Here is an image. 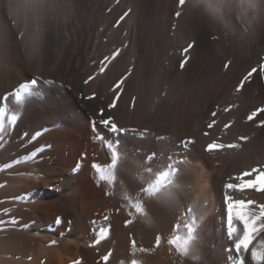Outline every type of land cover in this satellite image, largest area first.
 Masks as SVG:
<instances>
[{
    "label": "bare ground",
    "instance_id": "obj_1",
    "mask_svg": "<svg viewBox=\"0 0 264 264\" xmlns=\"http://www.w3.org/2000/svg\"><path fill=\"white\" fill-rule=\"evenodd\" d=\"M152 1L0 0V98L41 77L36 94L23 104L14 97L0 99L5 129L0 132V166L35 153L0 170V210L11 209L7 215L0 211L5 221L0 224V264H104L101 257L109 252L107 264L131 259L138 264H226L224 249L231 241L224 185L234 182L229 177L264 165V126L258 119L248 121L239 105L225 113L218 109L210 118L215 100L204 92L207 82L196 90L190 70L174 69L177 56L172 53L186 38L180 30L169 37L162 33ZM252 2L255 7L243 13L221 7L218 15L197 0H185L184 6L222 31L247 39L260 33L264 41V0ZM161 44L165 53L158 51ZM117 48L119 55L100 73V61ZM89 76L94 79L85 83ZM122 76L127 78L121 98L109 109L113 86ZM101 109L104 119L112 117L126 129L113 185L98 181L91 167L109 163L107 149L93 132L95 121L96 131L113 139L99 124ZM13 115L18 119L10 124ZM213 119L217 123L209 129ZM242 136L248 139H238ZM188 140L193 143L185 147L182 141ZM213 140L239 147L209 153L206 147ZM152 153L155 158L149 161ZM169 157L179 162L171 195L140 193L152 178L145 170L165 169ZM124 193L139 194L143 215L126 205ZM234 195L264 203V192ZM188 208L199 221L198 240L189 255L181 256L168 239L174 225L190 219ZM11 217L15 224L7 223ZM101 227L109 231L95 244ZM178 234H185L183 227Z\"/></svg>",
    "mask_w": 264,
    "mask_h": 264
},
{
    "label": "snow or ice",
    "instance_id": "obj_2",
    "mask_svg": "<svg viewBox=\"0 0 264 264\" xmlns=\"http://www.w3.org/2000/svg\"><path fill=\"white\" fill-rule=\"evenodd\" d=\"M202 7H204L207 11H209L213 15H218L220 13L221 7H228L230 10L239 9L241 13L246 11L249 8H254L255 4L252 0H238V3L235 0H231L228 4L223 3H213L212 0H197ZM185 5V0H178V6L183 8ZM125 16L127 13L124 14ZM181 15L180 11L176 12V16L179 17ZM124 16L120 17V20H123ZM119 23V22H117ZM126 47V45H125ZM193 47V44H189L186 48L181 50V59L179 63V67L183 69L185 64L189 59V50ZM120 53V49L117 48L115 51L111 53L110 56H105L100 61L99 72L103 73L107 68L108 64L112 62ZM230 62L224 65V68L227 69L229 67ZM128 72L131 73V69H128ZM264 73V63H261L258 67H253L245 77L241 80L240 84L237 87V91H239L243 86L245 81H249L254 74ZM126 76H122L113 86L114 97L113 100L109 103L108 108L112 109L116 107L117 101L121 98V93L123 89L121 85L124 83ZM94 79L93 76H89L85 83H88L90 80ZM36 85L37 80L32 79L30 81H26L20 83L19 86L9 94H6L5 97L0 99H8L9 97H14V100L17 104H23L25 98L31 97L36 94ZM93 97H89L92 99ZM135 102V98H133V105ZM225 112L229 111V108L224 109ZM104 109L100 110L101 119L99 124L103 126L109 133L112 134L113 139H106L102 134L96 131V122H93V132L95 134V139L100 141L103 146L107 149L109 155V163H92L91 167L95 171L98 181L105 182L108 185H113L116 181L115 170L118 166V161L121 158V153L118 151L120 147V136L126 131V129L118 126L117 123L114 122L112 117L107 119L103 118ZM260 114H264V107L257 108L252 111L248 116V121H254ZM211 116L215 118L217 116V112L213 111ZM18 115H13L10 124H15L17 122ZM217 121L213 119L207 127L212 129L216 125ZM259 126H264V119H260ZM225 128H228L229 125L225 124ZM4 127L0 124V132L4 131ZM26 135V134H25ZM37 133L32 137L33 140L38 136ZM205 136L208 135V132L204 133ZM240 140H247L248 137L242 136L239 137ZM185 147L188 144L193 143V141H182ZM238 144H224L217 143L216 140H213L206 147V151L209 153L215 150H222L225 148H238ZM35 153L31 154L26 158H18L9 163H6L0 166V170L13 168L16 164L22 162V159H31ZM155 153H152L147 159L150 161L155 158ZM169 164L165 169L153 172V170L149 167L145 171L151 174V180L145 184L141 189L140 193L148 196V197H156L158 194L170 196L171 188L176 187L175 184V176L178 172V168L176 167L177 162H172V158L169 157ZM22 174V173H21ZM230 181L224 185V204L226 207V232L227 239L231 241V246L224 249L226 253V264H264V203H257L251 199L237 198L234 194L240 193L241 197L245 193L246 190H254L257 192H264V165L260 167H253L250 170L242 171L238 176L229 177ZM3 185H0L2 187ZM126 203V205L130 209H134L136 214H144V207L139 198V194L137 196H132L129 193H124L122 197ZM13 200L20 199V197H13ZM2 203V202H0ZM3 214L7 215L10 213L11 209L4 208L2 210ZM187 216L190 219H185L184 223H177L174 225V231L170 235L168 239V243L170 246L174 247L178 255L187 256L189 255L191 249L194 246V242L198 240V229H199V221L193 213L191 208L186 210ZM130 214H132L130 212ZM107 219V217H105ZM5 221L0 219V224H4ZM7 223H16V218L11 217ZM183 227L185 230L184 235L178 234L179 230ZM109 229L101 227L97 233V236L94 240L95 244H99L100 241L106 238ZM52 243H55L53 241ZM160 244V237L156 238V246L158 247ZM131 248H136V241L133 239L131 241ZM111 253L105 254L101 257L104 264H107ZM124 264V262H121ZM129 264H138L136 259H131Z\"/></svg>",
    "mask_w": 264,
    "mask_h": 264
},
{
    "label": "rangeland",
    "instance_id": "obj_3",
    "mask_svg": "<svg viewBox=\"0 0 264 264\" xmlns=\"http://www.w3.org/2000/svg\"><path fill=\"white\" fill-rule=\"evenodd\" d=\"M153 1L152 3L156 9L158 22L161 23L160 28L162 33L169 37L171 31L176 30L178 33L180 30V33L178 34H182L181 36L186 38L185 42L187 45L185 42L179 43V46L182 45L180 46L181 49L178 53L177 51L172 53V55L176 54L177 56L175 57L176 62L174 64V69L177 67V70H190L193 75L192 81L195 83L193 85H195L194 88H196V90L200 87L202 81L207 82L204 87V92L206 95L212 96L215 100V104L213 103V106L211 105L212 107L210 108L209 113H212L213 111L216 112L218 109H237V105H239L238 108L240 107L239 109L241 112L243 111L244 114L248 116L255 109L264 107V73L254 74L252 78L249 81H245L244 86L237 91V87L243 77H245L253 67H258L261 63H264V41H261L262 38L259 35L260 33H257V35H253L248 39L242 38L235 32L231 34L224 29L225 32L222 31V28L215 24H210V22H208L202 15L198 16V14H194V10L192 12L191 10L186 9L185 6L180 8L178 6V0ZM177 11L181 12L179 17L176 16ZM222 40H224V42ZM189 44H193V47L189 50L190 54H188L190 59H188L186 63L187 65L185 64V67L181 69L179 67L181 57L178 55L181 53V50L186 48ZM161 45L162 46H160L161 48L160 50L158 49V51L165 53V44ZM228 62H230L229 67L225 69L224 65ZM35 79L41 81L39 75H37ZM219 84H221V86ZM239 100L242 102H239ZM235 103L237 104L235 105ZM230 105L232 106L231 108ZM210 118L213 117L210 115ZM262 118H264V114H260L255 120H260Z\"/></svg>",
    "mask_w": 264,
    "mask_h": 264
}]
</instances>
